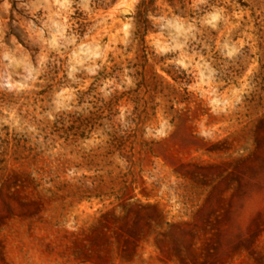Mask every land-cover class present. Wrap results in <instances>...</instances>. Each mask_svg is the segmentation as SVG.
Masks as SVG:
<instances>
[{
  "label": "rangeland",
  "instance_id": "rangeland-1",
  "mask_svg": "<svg viewBox=\"0 0 264 264\" xmlns=\"http://www.w3.org/2000/svg\"><path fill=\"white\" fill-rule=\"evenodd\" d=\"M140 2L0 0V264H264V0Z\"/></svg>",
  "mask_w": 264,
  "mask_h": 264
},
{
  "label": "trees",
  "instance_id": "trees-1",
  "mask_svg": "<svg viewBox=\"0 0 264 264\" xmlns=\"http://www.w3.org/2000/svg\"><path fill=\"white\" fill-rule=\"evenodd\" d=\"M150 0H141L139 7H141L143 10L146 9L147 4L149 3ZM141 9V10H142ZM15 203L9 205L11 206L10 208L14 209L16 208L19 212H21L22 214H29L33 207H35L38 204V199L36 198H27L26 196L23 195H19L16 197V199L14 200ZM16 204V205H14ZM16 206V207H13ZM143 208H147V207H153V205L151 204H145L144 206H142Z\"/></svg>",
  "mask_w": 264,
  "mask_h": 264
}]
</instances>
